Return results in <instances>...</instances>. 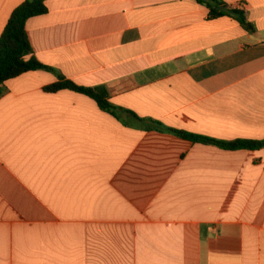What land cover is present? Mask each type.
I'll return each instance as SVG.
<instances>
[{
	"label": "crops",
	"instance_id": "crops-1",
	"mask_svg": "<svg viewBox=\"0 0 264 264\" xmlns=\"http://www.w3.org/2000/svg\"><path fill=\"white\" fill-rule=\"evenodd\" d=\"M25 0H0V37ZM210 18L198 0H46L35 57L113 94L48 92L54 72L1 85L0 264H264V0ZM133 114L141 118H135Z\"/></svg>",
	"mask_w": 264,
	"mask_h": 264
},
{
	"label": "trees",
	"instance_id": "trees-1",
	"mask_svg": "<svg viewBox=\"0 0 264 264\" xmlns=\"http://www.w3.org/2000/svg\"><path fill=\"white\" fill-rule=\"evenodd\" d=\"M199 3L209 8L210 18L220 16H230L238 20L248 31H255L254 25L248 20L244 10L230 5L220 0H198ZM48 6L46 0H25L13 11L6 28L0 37V96L4 90L1 85L6 81L21 76L30 71L46 70L54 72L58 76V80L45 88L48 92H58L61 90H71L85 94L93 98L99 107L119 117L121 110L110 101V96L118 94L133 88L136 83L130 78L128 80L113 83L111 85L101 87H86L67 79L64 75L57 72L54 68L42 63L34 55L28 31L27 22L29 19L46 14ZM135 118L141 120L140 117L133 114ZM180 136L204 143H212L229 150L249 149L257 150L264 147V139H239L235 141H219L205 137H199L183 131H175Z\"/></svg>",
	"mask_w": 264,
	"mask_h": 264
}]
</instances>
